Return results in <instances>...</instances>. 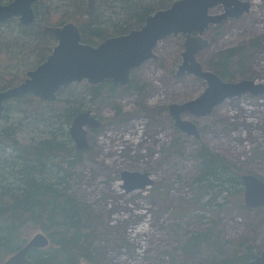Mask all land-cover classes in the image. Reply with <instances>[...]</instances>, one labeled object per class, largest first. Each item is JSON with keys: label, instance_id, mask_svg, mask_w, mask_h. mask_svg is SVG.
Listing matches in <instances>:
<instances>
[{"label": "rangeland", "instance_id": "1", "mask_svg": "<svg viewBox=\"0 0 264 264\" xmlns=\"http://www.w3.org/2000/svg\"><path fill=\"white\" fill-rule=\"evenodd\" d=\"M71 1L50 0L57 19L74 11ZM247 1L252 5L249 13L210 27L205 34L209 47L198 54V60L204 69L213 71L215 54L243 47L244 68L238 81L264 84V0ZM98 12L106 18L111 15L106 6ZM221 12L222 6L211 10L213 14ZM0 29L10 40H18L17 66L11 70L12 74L24 75L25 80L27 72L43 62L38 64L21 54L23 39L15 23ZM183 44L182 35L165 38L155 49L157 58L133 71L136 81L144 86L143 95L119 93L98 101L86 97L83 110L92 111L101 127L90 132V149L81 153L80 161L61 164L60 176L68 170L70 192L86 206L89 237L82 246L89 247L99 264L213 263L208 255L182 249L195 233L210 232L221 250L228 253H246L252 247L256 258L264 251V207L245 204L242 178V184L226 192L218 186L208 189L199 181L202 168L197 154L204 144L224 157L241 177L251 174L264 181V95L227 99L204 117L185 113L183 118L197 125L201 137L183 133L175 127L169 106L198 98L207 86L192 75L177 76ZM85 82L73 84L77 85L74 91L63 89L59 98L84 96ZM14 105V101L7 103L0 134L17 126L23 140L39 141L46 127H28L25 121L21 124ZM117 108H121V115ZM127 115L132 116L123 120ZM70 126L66 131L71 139ZM70 144L75 146L73 140ZM3 148L0 144V183L3 179L11 183L14 154L10 148ZM124 171L149 173L153 184L127 193L122 188ZM38 233L46 234L35 229L28 240Z\"/></svg>", "mask_w": 264, "mask_h": 264}, {"label": "trees", "instance_id": "2", "mask_svg": "<svg viewBox=\"0 0 264 264\" xmlns=\"http://www.w3.org/2000/svg\"><path fill=\"white\" fill-rule=\"evenodd\" d=\"M5 1L12 0H0V4ZM174 1L176 0H98L95 15L88 17L85 12L86 3L72 0L74 11L57 19L50 0H40L34 5L37 15L35 23L22 26L13 19L0 27L15 23L19 36L23 39L21 54L33 58L39 64L46 60L57 43L45 30V26H62L67 21L75 22L80 27L83 42L96 46L109 37L126 35L132 30L140 29L148 16L158 10L168 9ZM105 6L111 13L107 18L98 12ZM17 41L10 40L7 33L0 31V91L15 87L24 80V75L12 74L11 70V67L17 66L19 57L16 53L19 48ZM244 61L245 48L234 47L215 54L211 68L222 80L235 82L244 68ZM82 85L86 89L84 96L82 93L78 97L59 98L64 92L62 89L54 102L41 101L34 95L10 101L16 102L14 106L20 113L21 124L25 121L28 127L33 124L43 125L46 130L37 142L23 140L20 127L17 126L4 129L0 134V144L4 148H10L14 154L10 172L13 180L6 183L3 179L0 183V264L23 247L29 234L35 229L45 232L50 244L45 249L30 252V259L34 264H99L91 256L89 247L82 246L89 237L86 206L70 192L68 178L71 175L68 170L60 176L62 165L66 162L73 165L80 161V155L84 152L70 144L72 140L68 137L66 126L71 125L74 118L84 112L86 97L90 101H98L104 96L114 97L119 93L143 95L145 89L133 74L130 83L125 86L113 84L109 80L95 85L86 81ZM76 86L68 87V92L74 91ZM117 110L121 115V108ZM131 116L127 115L123 120ZM197 154L202 168L199 181L208 189L218 186L221 192H226L231 187L242 184L241 175L224 157L204 144ZM212 237L210 232L192 234L182 249L186 253L208 255L213 260L211 264H239L255 258L252 247L246 253L239 250L228 253L222 251Z\"/></svg>", "mask_w": 264, "mask_h": 264}, {"label": "water", "instance_id": "3", "mask_svg": "<svg viewBox=\"0 0 264 264\" xmlns=\"http://www.w3.org/2000/svg\"><path fill=\"white\" fill-rule=\"evenodd\" d=\"M40 0H12L0 4V24L18 19L22 26L36 22L34 5ZM86 2V14L96 13L98 0ZM223 7L219 14L211 10ZM247 0H176L168 9L158 10L146 18L145 24L126 35L105 39L97 46L83 42L80 27L73 22L62 26H45V30L56 40V46L46 60L37 68L27 72V78L19 85L0 91V120L7 103L26 95H34L44 102H54L58 93L75 83L87 81L91 85L107 80L119 86L130 83L132 73L147 61L157 58L155 49L169 36L184 37L182 63L177 76L192 75L206 82L204 92L196 99L182 104H171L169 114L174 125L183 133L200 139L195 123L183 118L185 113L204 117L227 99L250 94L254 97L264 95V84L253 80L226 82L214 71L204 69L198 54L209 47L205 38L211 26L220 25L229 19H239L251 11ZM101 127V121L87 110L78 114L69 128V136L78 150L90 149L89 134ZM122 188L131 193L143 190L153 184L149 173L124 171L121 174ZM244 201L248 207H264V181L255 175H243ZM50 239L38 233L2 264H34L30 252L45 249ZM239 264H264V251L251 261Z\"/></svg>", "mask_w": 264, "mask_h": 264}, {"label": "flooded vegetation", "instance_id": "4", "mask_svg": "<svg viewBox=\"0 0 264 264\" xmlns=\"http://www.w3.org/2000/svg\"><path fill=\"white\" fill-rule=\"evenodd\" d=\"M97 4H98V1H97ZM1 25V24H0Z\"/></svg>", "mask_w": 264, "mask_h": 264}, {"label": "bare ground", "instance_id": "5", "mask_svg": "<svg viewBox=\"0 0 264 264\" xmlns=\"http://www.w3.org/2000/svg\"><path fill=\"white\" fill-rule=\"evenodd\" d=\"M174 123V122H173Z\"/></svg>", "mask_w": 264, "mask_h": 264}]
</instances>
